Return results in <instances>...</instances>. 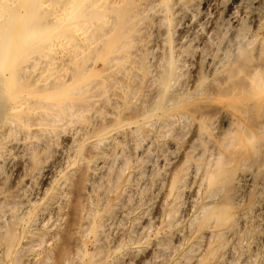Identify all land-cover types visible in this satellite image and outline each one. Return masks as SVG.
I'll return each mask as SVG.
<instances>
[{"label": "bare ground", "instance_id": "bare-ground-1", "mask_svg": "<svg viewBox=\"0 0 264 264\" xmlns=\"http://www.w3.org/2000/svg\"><path fill=\"white\" fill-rule=\"evenodd\" d=\"M184 1L187 0H0V254L3 257V264H31L33 261H41L44 262V264H48V260L49 258H51L49 257L48 252L52 251V243L53 241L55 242V239L57 237H59L58 233H55L56 231L54 232V234L51 232V230L47 226L48 222L53 218H56L57 221L61 218L63 219V217L65 216L64 210L69 207L70 200L73 198L74 201L71 204L73 205V207H69V209L74 208L75 217H73V215L70 216L75 218V221L72 220L70 222H75V241L73 240L74 242H71L74 243V245L73 248H71L69 251L66 248L65 251L67 252H65L63 255V250L62 252H60L62 260L65 264L70 261V263L72 264H105V262L107 261V253L106 247L103 246L104 242L102 243L103 235L105 234L107 229L109 230L113 220H116L117 222V219L125 214L124 210L126 207H124V210L120 208L117 210V207L121 206H118V202H120L119 200L122 197V192L129 189L132 190L133 188L127 189L128 187H126L123 191L122 186L118 188L117 185L120 176L119 173L116 174L115 172V176H113V178H115L111 183V190L109 191V194H105L104 191L102 192L103 194L99 193L100 195L98 197H95V194H97V191L95 190L96 183L99 182L103 178V176H105V174L109 171L110 165L112 166L115 164L114 161H111L113 159H116L115 156L117 154V150H120V148H122L121 157H124L123 155L127 154H123L125 152L124 147L126 145L128 146V142L130 141L131 143V140L135 137H138L137 141H139L141 138L140 136H144L143 129L145 127L151 124L152 127L153 124H159L160 122L161 124H159V127L165 126L167 128V125L169 123V125H171L176 121L175 116L181 117L182 120H184L183 118L189 120L191 115H194L197 111H199V109L194 107H184V103H187V100L182 101V99L184 98L176 94L178 93L177 90L176 92L174 91V86L175 84H177L176 82L178 80L179 75H181L179 74V69L183 68L184 66H182V64V67L180 66V63H182L180 62L181 59L179 60L180 54L177 53L176 46L174 47L171 44V41L173 39H170V32L168 33V47L163 48L166 46L165 44L161 47L162 50H166L164 52L163 59L161 60V62L158 61V65H160L159 70L157 72H153L154 70H151L152 72L146 70L149 67L145 68L146 65L143 61L145 54L148 52L150 53V50L152 52V49L155 47L148 46L146 45V42L143 41L142 35L143 30H145V26L148 23H151V20L158 21V24H172V22L175 20V18L173 19L174 14L176 12L174 11L175 6L179 3L181 4V2ZM184 4L186 5V3ZM154 12L156 13V15L154 14ZM233 16L228 15L229 19ZM153 25H151V27H149L150 25L148 26L149 28H151V31ZM156 26L157 25L155 24V27ZM254 28L256 29H254L256 32L255 35H253L252 33V38L249 41L245 42V44L242 43L243 46L241 45L239 48H237L238 50L236 49V52L234 51L231 54V57H233V59H231V57H228L232 60V63H230L231 68L224 72L222 80L220 79L221 81H217L218 83H216V79L214 80L215 82L212 80V83L214 82V84H216L215 88L217 90V93L212 94V91H207V89L210 88H206L203 86L201 91H197L195 94H193L195 95L194 97H196V94L198 92L200 96H203L205 95V93L210 92V94L206 95L207 100L217 99L219 102H223V105L237 111V113H239L243 118H245V120L250 119L254 110H258L259 114L260 112L264 113V62H258V64L253 66L252 70L249 65L248 67L251 71L248 75L245 76V80L241 77V74L243 73V70L245 68L244 65V68H242L240 67L241 64L240 66L235 64L236 67H238L237 69H235V66L233 68L235 61L241 56L253 54L256 59H264V45H260L257 48L254 47V44L257 43L260 38H262L264 42V27L257 25ZM156 29H158V27ZM162 32L163 30L161 31V33ZM163 35V37L166 36V34L164 33ZM235 36H239V34L236 33ZM227 52L228 51H225V53ZM161 54L160 57H162ZM223 56L225 55L223 54ZM183 57L184 56H182V58ZM225 57H227V55ZM224 60L221 59L222 63L219 61L221 66ZM148 64L149 62H147V65ZM157 69L158 67L156 68V70ZM213 69L216 70V67H213ZM144 77L147 78L145 79L143 89L140 91L142 93V100L139 99V101L141 102V108L139 107V105L136 104L137 107H135L138 109V111H136L135 114L132 113V115H130V112L128 111V115H126L127 111L125 109H127L126 107H129L134 102L138 94H136V91L138 90V88H140V83L141 81H144ZM153 87H155V90ZM151 88H153L152 92L155 91L156 94L154 98H152L151 102V98L149 99L150 103H148V105H143L145 102L144 98H147L146 94L151 93ZM147 95L149 97L150 94ZM199 95L198 97H200ZM214 95H216V99H214ZM131 112L134 111L131 110ZM197 114L198 115L196 116V122L192 124H195L196 126V129L194 126V130H196L194 132H196L195 134H197V136L200 138L201 144L196 148L193 145L194 149L191 148L192 150H190L189 147L190 152L185 158L186 161L185 163H183L184 165H182L181 167L173 161L175 158H173L172 163H169V168L167 167V164H164L165 162L163 163L164 165L162 166H166L168 170L166 169L167 171L164 172L165 175H162L163 178L160 174L162 179H158L161 180L157 179L158 181H161L157 184H160V196H158L159 199H157L158 202H156L158 211L157 214L162 217H166V219H169V221L167 222V225L169 227H172V229L176 227L180 221L179 214L182 213L180 211L181 209H184L186 207L184 206V208H182L181 196L182 194H184L183 192H185L189 184L194 183V181L196 180V182H198V187H194L190 191L194 190L195 188H197V191H192L191 193L197 192L198 195L199 189L201 190V194L203 193L202 197H204L205 199H212L221 196L223 200L222 202L216 204H208L201 206L199 211H201V215L204 214L205 217L202 223L200 224L199 228L204 229L209 226H215L222 230L223 228L227 227L230 223L235 221L234 208L236 207V205L238 206L241 204L240 200L242 195L245 193V191L249 189L251 183L256 180L255 178L254 180L253 177H251L254 180L252 181L249 172L245 173L243 172V169L249 167L250 165L254 166V164H252V161L255 162V157H252L250 151L256 148H253L255 146L254 140H257L258 137L257 139L253 138V133L247 130L246 127L244 129L243 125L240 124V122H237L239 125L238 127H240L241 125L242 129L238 128L240 129L238 130L239 132L232 130L233 133H236L235 136H233V133L225 132L226 134H224L226 135V138L228 140L224 138L227 141L224 140L226 142H222L221 136H216L215 138L214 136H212V132H215L213 131V126L215 125L214 123L217 122L218 118L216 121H214V119H212V115L210 118V114L207 115L203 112ZM228 115L229 114L227 113L226 116ZM216 117H220V115ZM171 118L172 123L170 122ZM228 118H230V116ZM173 119L175 120L174 122ZM260 119H258V122L260 121ZM228 121L230 122V119ZM230 123H227L228 126L232 125V123ZM261 124L262 123L260 122L258 124H255L256 128L259 130L258 133H260L261 128H264L262 127L264 121L262 126L260 127ZM156 125H154L153 127H155ZM223 126L224 125H221V127ZM249 126L250 128H252L251 124ZM171 127L172 125L170 126V128ZM160 128L156 127V130ZM186 128L187 127H185L184 129ZM231 128L229 127L227 129L230 130ZM184 129H182L183 132ZM232 129H234V126ZM168 131L169 127L167 128V132ZM186 131L188 130L186 129ZM160 132L162 133V131ZM164 132H166V130ZM155 134L158 135V133ZM222 134L223 131L220 135ZM148 135L150 137L151 134L148 133ZM214 135L216 134L214 133ZM257 136L261 138L260 134H257ZM152 140L155 139L152 138ZM259 141H256L258 142L256 144H259ZM146 142L149 141L145 140V143ZM137 143L139 144V142ZM151 143L153 142L151 141ZM155 143L156 142H154V146ZM139 145L138 147L140 148L141 146ZM195 145L197 144L195 143ZM131 147L132 146H129L128 148L131 150ZM132 148L134 149V147ZM153 148H151L152 151ZM147 151L145 154H147ZM258 152L259 151H257L256 154ZM143 154L141 155V157L144 156ZM165 154L166 153H164V155ZM131 157L132 156H130V158ZM122 159L124 163H127L128 160H126V157ZM144 159L142 158V160ZM183 159L181 160V163ZM117 160H119L120 162V158H117ZM133 160L135 161V158ZM147 162L151 163V160L148 161L147 158V161L145 163ZM181 163L179 164L181 165ZM120 164L122 165V163ZM120 164H118L119 167L121 166ZM118 165L116 166L117 168ZM137 165H139L140 167V163L138 164L137 162ZM150 166L152 167V165ZM150 166L148 165V167ZM112 168L113 167H111V170ZM122 168H127V166H124ZM132 169L133 167H131L130 170ZM13 170H17L19 173H22V175H24L25 180L26 178H28V180L24 181L26 183L32 184L35 180L43 178L44 182H49V187L44 190L45 192L42 191L40 188V190L44 193L41 198L30 199L32 195L37 194L36 192L32 194L29 198H27L28 196L26 197V195L24 194L26 190L23 191V193L21 191L22 189L14 193L5 186V181L7 179L5 173L6 171ZM253 170L255 169L253 168ZM259 170H257L256 166V173ZM142 171H140L141 174H143ZM55 172L58 173V178L53 179L51 178V175ZM124 173L125 172H123V174ZM140 173L138 172L137 178L141 175ZM144 173H147V171ZM151 173L153 174L155 173V171H152ZM254 173L255 171L252 174ZM153 175L152 177H154ZM130 176L132 177L133 173H131L128 178H130ZM109 178H112V175H110ZM133 179L130 178L132 182ZM143 180L145 184L146 179ZM107 181L109 182L110 179H108ZM127 182L129 183V181ZM26 183H24V185ZM255 183L257 184V182ZM102 184L105 183H103L102 181ZM141 184L143 185V183H140V185ZM24 185L22 184V186ZM150 185L151 184H149L148 187H150ZM44 186H46V184ZM102 189L100 190V192L102 191ZM149 189L150 188H148V190ZM17 190L18 187L16 188V191ZM131 196L133 195H130V197ZM155 198L157 197L155 196ZM121 199H123V197ZM191 200L192 199H190L189 203L193 201ZM218 200H220V198ZM244 201L247 202L246 198L244 199ZM257 201L259 202V200H256V202ZM239 202L240 204H238ZM122 205L125 206L126 204ZM10 206L13 208L19 207L20 212L17 211V214L10 213L12 215L9 216L7 220L1 221V219L3 218L1 217V215L8 208L10 209ZM134 208H136V206ZM134 208L132 210H134ZM255 208L258 209V207ZM69 211L65 213L68 214ZM148 211L149 210H147L145 213H147ZM258 211L259 210H257V212L255 211V214L258 215ZM133 212L134 211H132V214L135 213ZM183 212L185 213L186 211ZM247 212L248 211H246V213ZM255 214H253L254 218ZM196 216L197 215L194 216L195 219H197ZM197 217L198 219H201L200 216ZM238 217H236V219ZM240 217L242 218L243 216L241 215ZM240 217L238 219H240ZM121 219L122 218H120V220ZM198 219L196 221H198ZM249 219L247 218V220ZM151 222V227H153V224L155 223L153 221ZM240 222H243V219L240 220L239 223ZM157 223H159V221H157ZM189 224H192V222ZM196 224L197 223H195V225ZM247 224L250 225V221ZM51 225H53V223ZM116 225L114 226L116 227ZM157 225L155 227H157ZM164 225L166 226V222L163 224V226ZM178 225H180V223ZM240 225L241 223L236 226L240 227ZM117 226H119V224ZM115 227L113 229H115ZM151 227L150 230L152 229ZM155 227H153V230ZM233 228L235 229L236 227ZM120 229L121 231H123L122 228ZM139 229L137 232H139ZM172 229H170L171 232ZM190 229L189 231L192 232ZM234 229L232 230L235 232V230L237 229ZM117 230L120 232L119 229ZM220 230L213 229L210 232L208 231L203 233V236L201 238L205 239V244L202 245L205 248V252L210 249L216 239L222 236V231ZM189 231L187 230L188 235ZM167 232L163 227H157L154 230V237L152 238V240L150 238L152 244L154 246H157L160 245L162 242L166 244L168 240L170 241L171 234H169V232L167 234ZM224 232L225 231H223V233ZM228 232L230 231H227L226 233L232 235V231L231 233ZM120 234L116 235L120 236ZM172 234L180 238L178 233L173 232ZM116 235L115 237L118 238L115 239V237H113L115 239V246L113 248H121L122 245L119 242V236ZM234 235L235 234L233 233V236ZM175 236L173 238H176ZM185 236L186 235H184V237ZM113 238L111 239L113 240ZM25 239L29 242V246L27 248L29 252L27 251L28 254H24L23 256L21 255L22 251H24L22 250L24 247L22 241ZM231 239L233 240V237H231ZM235 239L234 241H236ZM174 240L176 241L177 239H173L171 241L173 242ZM227 240L225 238V242ZM45 241V245L47 246H45V248L39 251L37 247L41 245L42 248L43 243H45ZM127 241L129 242V238ZM170 243L171 242L167 244ZM124 244L125 243H123V245ZM165 244H161L160 246ZM226 244H224V246ZM234 244L235 243L233 242V245ZM153 245L151 247H154ZM175 245L174 247H176ZM179 245L180 244H178V247ZM233 245H231L232 248ZM171 246L170 249L173 250V247L171 248ZM219 246L220 245H218V248H215V250H219ZM91 247L92 250H90ZM123 247H125V245ZM61 248L62 247H60V249ZM198 248L203 251L202 247ZM56 249L60 250L59 248ZM193 249L195 250V248ZM159 250L156 251L159 253ZM169 250L164 251L169 252ZM200 250L198 249L199 252ZM218 250H216V253ZM164 251L161 250L160 252L164 254ZM188 251L189 250H187V252ZM193 251H191V253ZM195 251L197 252V250ZM204 251L202 253H204ZM224 251H227V249ZM211 252L209 253L210 256L208 255V257L212 256ZM105 253L106 255L104 257ZM128 253L126 252L127 255ZM133 253L135 252L133 251ZM170 253H172V251ZM184 255L185 253H183V256ZM198 255L197 257L199 259V257H201V254L198 253ZM58 258L57 260L60 261V259ZM191 258L195 257L193 256ZM185 259H187V257ZM218 259L220 260V257L217 258L216 262L218 261ZM2 262L0 264H2ZM55 263L57 264L56 261Z\"/></svg>", "mask_w": 264, "mask_h": 264}, {"label": "rangeland", "instance_id": "rangeland-1", "mask_svg": "<svg viewBox=\"0 0 264 264\" xmlns=\"http://www.w3.org/2000/svg\"><path fill=\"white\" fill-rule=\"evenodd\" d=\"M259 2V3H258ZM184 3H186V5L184 4ZM181 5V6H180ZM264 0H187V1H184V2H181V4L179 3V4H177L176 6H175V9H174V11H176L175 12V14H174V17H173V19L175 18V20L172 22V24L170 23V25L169 24H164V23H159L158 24V21H154V20H151V23H148L146 26H145V30H143V35H142V38H143V41L144 42H146V45H148V46H155L153 49H152V52H151V50H150V53L148 52V53H146L145 54V56H144V59H143V61H144V63H145V68H147V67H149L148 69H146V70H149V71H151V70H154L153 72H157L158 70H159V67H160V65H158L159 64V62L158 61H160L161 62V60L163 59V55H164V52H165V50L163 49L162 50V45L164 46V44L166 45L165 47H163V48H167L168 47V45H169V38H168V33L170 32V35H171V37H170V39L172 40H170L171 41V44L175 47L176 46V51H177V53L178 54H180V56H179V60L181 59V61L180 62H182V63H180V66H181V64H182V66H184L183 68H181V69H179V74H181V75H179V77H178V80H177V84H175V86H174V91L176 92V90H177V92L178 93H176L178 96H180V97H183L184 99H182V101H186L187 103H184V107H189V108H197V109H199V111H197L194 115H191V117L189 118V120H190V122H189V120L188 119H185V118H183L184 120H182V118L181 117H179V116H175L176 118H175V120L177 121H175L174 119H173V124H171L172 125V129L170 128V126L171 125H167V128L169 127V135H168V132H167V128L165 127V126H160L159 127V124H161L160 122H159V124L158 123H156V124H153V126L154 125H156L155 127H151V125H148L147 127H145L144 129H143V137L142 136H140L139 138H140V140L139 141H137L138 140V137H135L134 139H132L131 140V143H130V141L128 142V146L126 145L125 147H124V153L123 154H126V155H123L124 157H126L127 159L126 160H128L127 161V163H124V161H123V159L122 158H124V157H121L122 156V148H120V152L117 150V154L119 155H117L116 154V156H115V158L116 159H113L111 162H113L114 161V163H111V164H114V165H110V169H109V171L105 174V176H103V178L99 181V182H97L96 183V185H95V187H96V193L97 194H95V197H98L100 194H103L102 192H104L105 194H109V191L111 190V183H112V181H113V179L115 178H113V176H115V172H116V174H118L119 173V176H120V178H119V176H118V178H119V182H118V185H117V187L118 188H120L121 186H122V191L124 190V188H126V187H128L127 189H129V188H133L132 190L131 189H129V190H125L124 192H122V197H123V199H121L120 198V202H121V204H120V202H118L119 204H118V206H120V207H117V210L120 208V209H122V210H124V207H126L125 208V210H124V215L122 216V217H120V218H122L123 219V217H124V219L121 221L120 220V218H118L117 220V222H116V220H113L112 221V223H111V226H110V228H109V230L107 229V235H106V232H105V234L103 235V239H102V243H103V246H105L106 247V253H107V255H106V253L104 254V257H105V255H106V258H107V261L105 262V264H111L112 262V264H124L125 262V264H160V263H163V264H184L185 262L187 263V264H264V212H262V211H264V139H262V138H264V130H262V129H264V128H261L260 130V133H258L259 132V130L256 128V126H255V124H258L259 122L260 123H262L263 124V121H264V113L263 112H260V114H259V112H258V110H254L253 111V113H252V115H251V117H250V119L249 120H245V118H243L239 113H237V111H235V110H233L232 108H228V107H226L225 105H223V102L221 103V101L219 102L217 99H216V95H214L213 97H214V99H216V100H207L206 99V95H208V94H210V92L212 93V94H216L217 93V90H216V88H215V85L216 84H214V82L216 81V83H218L219 81H221L222 80V77L224 76V72L225 71H227L228 69H230L231 68V65H230V63H232L231 61V59H233V57H231L232 55V53L235 51L236 52V49L237 48H239L241 45L243 46V44H245V42H247V41H249L251 38H252V36L253 35H255V28L254 27H256L257 25H259V26H262V27H264ZM182 6H184V7H182ZM184 8V9H182V8ZM224 7V8H223ZM260 7V8H259ZM263 8V9H262ZM177 9V10H176ZM181 10H183V11H181ZM179 11V12H178ZM158 12V11H157ZM154 14L156 15V13L154 12ZM251 14V15H250ZM227 15V16H226ZM228 15H231V16H233V15H235V16H233V17H231L230 19H229V17H228ZM253 15V16H252ZM259 16V17H258ZM172 19V20H173ZM254 19V20H253ZM177 20V21H176ZM230 20V21H229ZM232 20V21H231ZM261 20V21H260ZM227 21H229V22H227ZM156 22V23H155ZM176 22V23H175ZM238 23V24H237ZM255 23V24H254ZM257 23V24H256ZM154 24V25H153ZM155 24L157 25L156 27H155ZM164 24V25H163ZM150 25V26H149ZM151 25H153L152 26V31H151V28H149V27H151ZM174 25H175V27H174ZM252 25V26H251ZM149 26V27H148ZM159 26H160V28H159ZM162 26V27H161ZM239 26V27H238ZM148 27V28H147ZM158 27V29H156ZM167 27V28H166ZM155 28V29H154ZM171 28V29H170ZM255 29V30H254ZM150 30V31H149ZM156 30V31H155ZM159 30V31H158ZM163 30V32L161 33V31ZM166 30V31H165ZM169 30V31H168ZM254 31V32H253ZM147 32V33H146ZM159 32V33H158ZM145 33V34H144ZM163 33L164 34H166V36L165 37H163L164 35H163ZM174 33V34H173ZM236 33L237 34H239V36H235L236 35ZM252 33H253V35H252ZM162 34V35H161ZM260 35H261V32H260ZM144 36V37H143ZM173 36V37H172ZM157 37H158V39H157ZM235 37V38H234ZM238 37H240V38H238ZM242 37V38H241ZM250 37V38H249ZM261 37V36H260ZM159 38H161V39H159ZM145 39V40H144ZM147 40V41H146ZM154 40V41H153ZM161 40V41H160ZM232 40V41H231ZM168 41V42H167ZM238 41V42H237ZM151 42V43H150ZM228 44H227V43ZM241 42V43H240ZM260 42V43H259ZM149 43V44H148ZM236 43V44H235ZM243 43V44H242ZM260 45H264V42H263V39L262 38H260L259 39V41H257V43H255L254 44V47L255 48H257L258 46H260ZM179 46H180V48H179ZM222 47V48H221ZM236 47V48H235ZM221 49V50H220ZM227 49V50H226ZM179 50H181V51H179ZM233 50V51H232ZM238 50V49H237ZM179 51V52H178ZM225 51H228L227 53H225ZM181 52H182V54H181ZM162 53V54H161ZM160 54H161V56L162 57H160ZM223 54L226 56L227 55V57H225V56H223ZM229 54V55H228ZM182 56H184L183 58H182ZM187 56V57H186ZM248 56V57H247ZM250 56V57H249ZM253 56V57H252ZM159 57V58H158ZM222 57V58H221ZM224 57V58H223ZM231 57V59H229V58ZM147 58V59H146ZM226 58V59H225ZM243 58H244V60H243ZM253 58V59H252ZM255 58V56L252 54H249V55H246V56H241V57H239V59H237L236 61H235V63H234V65H233V68H234V66H235V69H237V67H236V65L235 64H237V65H239L240 66V64H241V66L240 67H242V68H244V70H243V73L241 74L242 76V79H244L245 80V76L246 75H248L249 74V72L252 70V68H253V66H255L256 64H258V62L259 63H261V61H263L264 62V59H262L261 58V60L260 59H254ZM221 59L222 60H224L223 61V64H222V66L220 65V62H221ZM148 60V61H147ZM229 60H230V62H229ZM240 60V61H239ZM185 61V62H184ZM220 61V62H219ZM245 63H244V62ZM147 62H149V64L147 65ZM158 62V63H157ZM262 62V63H263ZM222 63V62H221ZM248 63V64H247ZM246 64V65H245ZM229 65V66H228ZM243 65H244V67H243ZM250 65V66H249ZM220 66V67H219ZM251 68V70H250V68ZM252 66V67H251ZM158 67V69L156 70V68ZM213 67L215 68L216 67V70L215 69H213ZM218 67H219V69H218ZM245 69H247V70H245ZM183 70V71H182ZM215 70V71H214ZM181 71V72H180ZM152 72V71H151ZM216 73V74H215ZM222 74V75H221ZM243 74H245V75H243ZM202 77V78H200V77ZM147 78V77H146ZM145 77H144V81H141V83H140V88H138V90L136 91V94H137V96H136V98H135V100H134V102L132 103V105H130L129 107H126L127 109H125L127 112H126V115H128V111L130 112L129 114L130 115H132V113H136V111H138V109L136 108L137 106H136V104L137 105H139V107L141 108V102L139 101V99H141V90L143 89V87H144V82H145V79H146ZM206 78H207V80H206ZM216 79V80H215ZM221 79V80H220ZM141 80V79H140ZM197 80H198V82H197ZM212 80L214 81L213 83H212ZM218 81V82H217ZM212 84H211V83ZM203 83V84H202ZM207 84V85H206ZM206 87V88H210V89H207V91L209 90L210 92H207V93H205V95H203V96H200L198 93L196 94V97H194L195 95H193V94H195L197 91H201V89H202V87ZM208 86H210V87H208ZM214 86V87H213ZM212 87H213V89H212ZM154 88V90H155V87H153ZM153 88H151V90H150V92L152 93H147V94H150L149 95V97H148V95L146 94V97L147 98H144V101L146 102V104H145V102H144V104L143 105H148V103H150L151 102V100H152V98H154V96H155V94H156V92L155 91H153L152 92V89ZM176 88H179V89H176ZM200 89V90H199ZM216 90V91H215ZM180 91V92H179ZM214 91V92H213ZM155 92V93H154ZM180 93V94H179ZM211 94V95H212ZM198 95L200 96V97H198ZM153 96V97H152ZM190 96H191V98H190ZM193 96V97H192ZM151 98V99H150ZM147 99V100H146ZM149 99H150V102H149ZM189 99H191V100H189ZM142 100V99H141ZM139 101V102H138ZM217 101V102H216ZM143 105H142V107H143ZM199 105H201V106H199ZM213 105V106H212ZM136 106V107H135ZM200 107V108H199ZM207 107V108H206ZM209 107H211V108H209ZM133 108V109H132ZM134 108H135V110H134ZM205 108V109H204ZM129 109V110H128ZM132 111H134V112H131V110ZM137 109V110H136ZM202 110V111H201ZM208 110V111H207ZM214 110V111H213ZM222 110H224V111H222ZM206 111V112H205ZM213 111V112H212ZM222 111V112H221ZM206 113L207 115H209L211 112V114H210V118H211V115H212V119H214V121H216L217 120V118H218V120H217V122L216 123H214L215 125L213 126V131H215V132H212V136H214V138L216 137V136H221V139H222V142H226L228 139L226 138V133L228 132V133H233V131H238V130H240V129H242V126L240 125V127H238L239 125H238V123L240 122V124H242L243 125V128L245 129V127L247 128V130H249L250 132H252L253 133V138H255V139H257V137H258V139L257 140H254V143H255V146L253 147V148H255V149H252L251 151H250V153L252 154V157H255L256 159H257V156H258V159H259V161H258V159L256 160L255 158H254V161L255 162H253L252 161V164H254V166L253 165H250L249 167H246L245 169H243L244 171L243 172H249V174H250V178L251 177H253V179L255 180H253L252 178H251V180L252 181H254L253 183H251V185H250V187H249V189L247 190L248 192H249V194H248V192L247 191H245V193L242 195V197L245 199L246 198V200H247V202H245L244 201V199L241 197V200H240V202H241V204H240V202L238 203V204H240V205H238V206H240V207H238L237 205H236V207L234 208V216H235V221H233L232 223H230L227 227H225V228H223L222 230H220L218 227H215V226H209V227H206V228H204V229H200L199 227H200V224L202 223V221L204 220V217H205V215L203 214V215H201V211H199L200 210V208H201V206L202 205H208V204H216V203H219V202H222L223 200H222V198H221V196H218V197H215V198H208V199H205L204 197H202L203 196V193L201 194V190H199L198 189V195H197V192L196 193H191L192 191L194 192V191H197L196 189L197 188H195L194 190H192V191H190L191 189H193L194 187H198L197 186V183L198 182H196V180L194 181V183H190L189 184V186H188V188L185 190V192H183L184 194H182V199H181V202H182V208H184V206H186L184 209H181V211L180 212H182V213H180L181 215H182V217H181V215L179 214V220L181 221H179V223H180V225H178L177 224V226L176 227H174L173 229H172V227H169L167 224V222L169 221V219L167 218L166 219V217H162V216H160L159 214H157V203L156 202H158L157 201V199H159L158 198V196H160V184L159 185H157L158 183H160L161 181H158V180H161L162 178H163V176L162 175H165V173L164 172H166L168 169H167V167L169 168V163H172L173 161L174 162H176L177 163V165H179L180 167L182 166V165H184L183 163H185V161H186V156L188 155V153L190 152L189 151V147H190V150H192L191 148H193L194 149V147L196 148L197 146H200V144H201V140H200V138L197 136V134H195L196 132H194V131H196V130H194V126H195V124L193 125L192 123H195L196 122V116L198 115L197 113ZM219 112H221V113H219ZM226 112V113H225ZM215 115H214V114ZM223 113H224V115H223ZM227 113L229 114L228 116H226L227 115ZM226 114V115H225ZM261 114H262V116H261ZM177 115V114H176ZM220 115V117H216V116H219ZM221 116H222V121H221ZM230 116V118H228ZM256 116V117H255ZM259 116H261V117H259ZM257 118V119H255V118ZM263 117V118H262ZM173 118V117H172ZM172 118L170 119V122L172 123ZM180 118V119H179ZM223 118H224V120H223ZM226 118H228V119H226ZM254 118V119H253ZM261 118V119H260ZM219 119H220V121H219ZM230 119V122L232 123V125L234 126V129H232L233 128V126L231 125V126H228V124L227 123H230L228 120ZM238 121H237V120ZM258 119H260V121L258 122ZM263 119V120H262ZM179 120H181V121H179ZM255 120H257V121H255ZM255 122V123H253V122ZM183 123V124H181V123ZM220 122H222V123H220ZM227 122V123H226ZM238 122V123H237ZM249 122V123H248ZM224 123H226V124H224ZM230 123V124H231ZM180 124V125H179ZM186 124H187V126H186ZM218 124V125H217ZM247 124H251L252 125V128H250V126L249 125H247ZM262 124L260 125V127L262 126ZM190 125V126H189ZM221 125H224L223 127H221ZM179 126V127H178ZM217 128H216V127ZM226 126H227V128H231L230 130L229 129H227L226 128ZM156 127L157 128H160V129H157L156 130ZM178 127V128H177ZM185 127H187L186 129L188 130V131H186V129H184ZM262 127H264V124H263V126ZM189 128V129H188ZM191 128V129H190ZM238 128H240V129H238ZM254 128V129H253ZM170 129H171V131H170ZM174 129V130H173ZM180 129V130H179ZM182 129H184V132L182 131ZM195 129H196V126H195ZM255 129H256V132H255ZM166 130V132H164ZM226 130V131H225ZM233 130V131H232ZM258 130V131H257ZM160 131H162V133L160 132ZM179 131V132H178ZM222 131H223V134L222 135H220L221 133H222ZM230 131V132H229ZM173 132V133H172ZM176 132H177V134H176ZM218 132V133H217ZM226 132V133H225ZM239 132V131H238ZM148 133L149 134H151L150 135V137H149V135H148ZM155 133H158V135L157 134H155ZM161 135H160V134ZM165 133V134H164ZM187 133V134H186ZM214 133L216 134V135H214ZM225 133V134H224ZM251 133V134H252ZM262 133V134H261ZM162 134H163V136H162ZM235 132L233 133V136H235ZM257 134L259 135H261L260 137L261 138H259V136H257ZM159 136H160V138H159ZM195 136H196V138H195ZM197 137H198V139H197ZM228 137V136H227ZM143 138V139H142ZM147 138V139H146ZM151 138V139H150ZM152 138L153 139H155V140H152ZM183 138V139H182ZM224 138H226V139H224ZM141 139H142V141H141ZM145 140H147V141H149V142H146L145 143ZM194 140V141H193ZM224 140H226V141H224ZM261 142H260V141ZM151 141L153 142V143H151ZM256 141H259V144H256V143H258V142H256ZM137 142H139V144H141V145H139ZM154 142H156L155 143V146H154ZM166 142H168V143H166ZM172 142V143H171ZM188 142V143H187ZM194 142V143H193ZM199 142V143H198ZM130 143V144H129ZM134 143V144H133ZM161 143V144H160ZM195 143L197 144V145H195ZM148 144V145H147ZM173 144V145H172ZM260 144H262V145H260ZM134 145V146H133ZM138 145L139 146H141L140 148L138 147ZM153 145V146H152ZM161 145V146H160ZM177 145V146H176ZM193 145H194V147H193ZM129 146H132V147H134V149L131 147V150L128 148ZM261 148H260V147ZM138 147V148H137ZM143 147H144V149H143ZM149 147V148H148ZM154 147V148H153ZM181 147V148H180ZM257 147H258V149H260V150H258L257 149ZM138 150H137V149ZM148 148V149H147ZM151 148H153V151H152V149ZM187 148H188V150H187ZM140 149V150H139ZM148 151H147V150ZM170 149V150H169ZM131 151V152H127V151ZM133 150V151H132ZM137 150V151H136ZM144 150V151H143ZM162 150H163V152H162ZM166 150V151H165ZM253 150H255V151H253ZM146 151H147V154H145L146 153ZM177 151V152H176ZM257 151H259L257 154H256V152ZM133 152H135V153H133ZM136 152H138V153H136ZM152 152V153H151ZM182 152V153H181ZM255 152V153H254ZM144 153V154H143ZM164 153H166L165 155H164ZM173 153V154H172ZM253 153H254V155H253ZM131 154V155H130ZM133 154V155H132ZM144 155V156H142L141 157V155ZM259 154V155H258ZM128 155H130V156H132L131 158H130V156H128ZM137 157V159H136V157ZM153 156V157H152ZM167 156V157H166ZM178 156V157H177ZM184 157V159H183V157ZM141 157V158H140ZM151 157V158H150ZM172 157V158H171ZM117 158L119 159L120 158V162H119V160H117ZM128 158H130V159H128ZM135 158V161L133 160V159ZM140 158V159H139ZM142 158L144 159V158H146V159H144V160H142ZM147 158H148V161H150L151 160V163L150 162H147V163H145L146 161H147ZM162 158V159H161ZM171 158V159H170ZM173 158H175L174 160H173ZM183 159V161H182V163H181V160ZM262 158H263V161H262ZM168 159V160H167ZM142 160V161H141ZM146 160V161H145ZM173 160V161H172ZM115 161H117V162H119V163H117V162H115ZM132 163H131V162ZM134 161V162H133ZM143 161H145V162H143ZM153 161V162H152ZM170 161V162H169ZM137 162H138V164L140 163V167H139V165H137ZM165 162V163H164ZM258 162H260V163H258ZM120 163H122V165L120 164ZM123 163H124V166L126 167L127 166V168H122V167H124L123 166ZM150 163V164H149ZM166 165L167 164V167L165 166H162V165H164V164ZM179 163H181V165L179 164ZM118 164H120L121 166L119 167V165H118V168L121 170H119L116 166ZM134 165V166H133ZM135 165H137V166H135ZM148 165L150 166V165H152V167H151V169H152V171H155V173H151L152 171H151V169H150V167H148ZM260 165H261V167H260ZM144 166V167H143ZM146 166V167H145ZM256 166H257V170H259L260 168V170L259 171H257V173H256ZM111 167H113L112 168V170H111ZM131 167H133V169L132 170H130L131 169ZM139 167V168H138ZM250 167H253L255 170H253V168H250ZM260 167V168H259ZM116 168H117V170L119 171H117L116 170ZM122 168V169H121ZM60 169V168H59ZM58 169V170H59ZM126 170V171H124V170ZM145 169H146V171H147V173H144V172H146L145 171ZM150 170V171H148V170ZM159 169V170H158ZM167 169V170H166ZM248 169H250V170H248ZM57 170V171H58ZM143 170V171H142ZM163 170H165V171H163ZM15 170H13V171H6V173H5V175H6V177H7V179H6V181H5V186H6V188H9L10 189V191H12V192H14V193H16V192H18L19 190H21L22 192L23 191H25L26 190V192L24 193L25 195H26V197L27 198H29L32 194H34L35 192L37 193V194H34V195H32V197H30V199H34V198H41L42 197V195L44 194L42 191H44V190H46L48 187H49V182H44V180H43V178H40V179H37V180H35L34 181V183H32V184H30V183H26V182H24V181H26V180H28V178H26V180L24 179V175H22V173H19L17 170L14 172ZM140 171H142L143 172V174H141L140 173ZM161 171H163V172H161ZM255 171V173L254 174H252L253 172ZM123 172H125L124 174H123ZM137 172V173H136ZM138 172L141 174H139L140 176L137 178V176H138ZM11 173V174H10ZM114 173V174H113ZM131 173H133V178L130 176V178L131 179H133V182H132V180H130V178H128L129 177V175L131 174ZM136 173V174H135ZM164 173V174H163ZM146 174V175H145ZM150 174V175H149ZM154 176V177H152V175ZM160 174H161V176H162V178H161V176H160ZM257 174V175H256ZM21 175V176H20ZM110 175H112V178H109L110 177ZM136 175V176H135ZM144 175V176H143ZM263 175V176H262ZM10 176V177H9ZM104 177H105V179H104ZM148 177V178H147ZM152 177V178H151ZM21 178V179H20ZM51 178H53V179H55V178H58V173L57 172H55V173H53L52 175H51ZM158 178H161V179H158ZM260 178V179H259ZM13 179V180H12ZM108 179H110V183L107 181ZM138 179V180H137ZM141 179H142V181H141ZM143 179H146L145 180V184H144V180ZM148 179V180H147ZM158 179V180H157ZM258 179V180H257ZM262 179V180H261ZM40 180V181H39ZM153 180V181H152ZM11 181V182H10ZM18 181H19V183H18ZM102 181H103V183H105V184H102ZM127 181H129V183L127 182ZM147 181V182H146ZM148 181H149V184H151L150 185V187H148L149 186V184H148ZM28 182V181H27ZM131 182V183H130ZM156 182V183H155ZM255 182H257V184L255 183ZM259 182V183H258ZM261 182V183H260ZM8 183H9V185H8ZM18 183V184H17ZM24 183H26L25 185H24ZM46 184V186H44L45 184ZM109 183V184H108ZM140 183H143V185L141 184L140 185ZM22 184L24 185V186H27V187H24V186H22ZM44 184V185H43ZM148 184V185H147ZM252 184H254V185H252ZM260 184V185H259ZM8 185V186H7ZM21 185V186H20ZM102 185V186H101ZM104 185V186H103ZM105 185H106V187H105ZM134 185V186H133ZM257 185V186H256ZM42 186H43V188H42ZM156 186V187H155ZM158 186V187H157ZM260 186V187H259ZM18 187V190L16 191V188ZM19 187H20V189H19ZM23 187V188H22ZM141 187V188H140ZM152 187V188H151ZM256 187V188H255ZM261 187H263V188H261ZM26 188V189H25ZM40 188H41V190H40ZM103 188V189H102ZM139 188V189H138ZM147 188V189H146ZM148 188H150L149 190H148ZM260 188V189H259ZM102 189V191L100 192V190ZM138 189V190H137ZM156 189H158V190H156ZM250 189H252V190H250ZM15 190V191H14ZM36 190H38V191H36ZM136 190V191H135ZM144 190V191H143ZM128 191V192H127ZM134 191V192H133ZM154 191V192H153ZM259 191V192H258ZM45 192V191H44ZM132 192V193H131ZM142 192H143V194H142ZM148 192H149V194H148ZM29 193V194H28ZM40 195H39V194ZM100 193V194H99ZM187 193V194H186ZM189 193V194H188ZM253 195H252V194ZM256 193V194H255ZM145 194H147V195H145ZM261 194V195H260ZM36 195H38V196H36ZM123 195H125V196H123ZM130 195H133V196H131L130 197ZM149 195V196H148ZM184 195V196H183ZM192 195V196H191ZM249 195V196H248ZM36 196V197H35ZM40 196V197H39ZM128 196V197H127ZM155 196L157 197V198H155ZM195 196V197H194ZM198 196H199V198H198ZM262 196H263V198H262ZM125 197V198H124ZM146 197V198H145ZM190 197H192V198H190ZM194 197V198H193ZM250 197H251V199H250ZM127 198H128V200H127ZM198 198V199H197ZM220 198V200H218ZM74 199V198H73ZM73 199H71L70 200V205H69V207H73V205H71L72 203H73ZM125 199V200H124ZM190 199H192L191 201L192 202H190L189 203V201H190ZM204 199H205V201H204ZM211 199V200H210ZM127 200V201H126ZM188 200V201H187ZM202 200V201H201ZM218 200V201H217ZM250 200V201H249ZM256 200H259V202L257 201L256 202ZM125 203H124V202ZM131 201V202H130ZM145 201H146V203H145ZM184 201V202H183ZM257 203H255V202ZM123 202V203H122ZM128 202V203H127ZM134 202V203H133ZM187 202H188V204H187ZM195 202V203H194ZM200 202V203H199ZM244 202V203H243ZM252 202H253V204H252ZM263 203V205H262V203ZM185 203V204H184ZM122 204H126L125 206L124 205H122ZM139 206H138V205ZM147 204V205H146ZM187 204V205H186ZM194 204V205H193ZM199 204V205H198ZM144 205V206H143ZM136 206V208H134ZM151 206V207H150ZM189 206V207H188ZM192 206V207H191ZM198 206V207H197ZM261 206V207H260ZM263 206V207H262ZM69 207H67L66 208V210H64V217H63V219L61 218L60 220H56V218H53V219H51L49 222H48V227H49V229L51 230V232L54 234V232L55 233H58V236L59 237H61V238H59V237H57L56 239H55V242L53 241V243H52V247H51V252H48L49 253V257H51V258H49V260H48V264H56L55 263V261L57 262V264H65L64 262H63V260H62V256H61V254H60V252H62V250H63V252H62V255L65 253V252H67V251H65L66 250V248L68 249V251L71 249V248H73V245H74V243H71L73 240L75 241V234H74V231H76V230H74V228H75V222H70V221H75V218H73V217H75L74 216V208H70L69 209ZM122 207V208H121ZM255 207H258V209L257 208H255ZM134 208V210H132ZM155 208V209H154ZM191 208V209H190ZM193 208V209H192ZM253 208V209H252ZM255 208V209H254ZM262 208V209H261ZM151 209H153V210H151ZM168 209V208H167ZM9 210V211H8ZM14 210V211H13ZM70 210V211H69ZM72 210V211H71ZM136 210V211H135ZM147 210H149L147 213H145ZM189 210V211H188ZM254 210V211H253ZM257 210H259L258 211V215L257 214H255L256 212H257ZM12 211V212H11ZM20 212V208L19 207H17V208H13V207H11L10 206V209L8 208L2 215H4V216H2L1 215V217H3L2 219H1V221H4V220H7V218L9 217V216H11L13 213H18V212ZM67 211H69L68 212V214H66L65 212H67ZM132 211H134L133 213L134 214H132ZM152 211V212H151ZM183 211H186L185 213L183 212ZM188 211V212H187ZM246 211H248L247 213H246ZM256 211V212H255ZM8 212V213H7ZM73 212V213H72ZM126 212H127V214H126ZM244 212V213H243ZM251 212H252V214H251ZM10 213H12V214H10ZM139 213H141V214H139ZM145 213V214H144ZM152 215H151V214ZM155 213V214H154ZM183 213H184V215H183ZM238 213H240V214H238ZM243 213V214H242ZM8 216H7V215ZM238 214V215H237ZM244 214H246V215H244ZM251 214V215H250ZM253 214H255V218H254V215ZM73 215V217H71V216ZM148 215V216H147ZM151 215V216H150ZM195 215H197V216H200V218L201 219H198V217L196 216V218L198 219V221H196L197 219H195ZM243 216L242 218L240 217V216ZM7 216V217H6ZM71 217V220H70V217ZM147 218H146V217ZM203 216V217H202ZM240 217V219H238L239 217ZM248 216H250V217H248ZM136 217V218H135ZM152 217V218H151ZM156 217H157V219H156ZM159 217V218H158ZM162 217V218H161ZM236 217H238L237 219H236ZM260 217V218H259ZM68 218V219H67ZM125 218H127V219H125ZM143 220H142V219ZM181 218H182V220H181ZM247 218L249 219V218H251V219H249V220H247ZM258 218H259V220H258ZM156 219V220H155ZM243 219V222H240L241 223V225H240V227L239 226H236V225H239L240 223H239V221L240 220H242ZM56 220V221H55ZM139 220H141V221H139ZM155 220V221H154ZM236 220H237V222H236ZM60 221V222H59ZM69 221V222H68ZM136 221V222H135ZM146 221V222H145ZM151 221H153L156 225H157V227L158 228H164L165 229V231L167 232V230H168V232H169V234H171L170 235V241L168 240L167 242H166V244L165 243H161V244H165V245H162V246H160V245H157V246H154L153 244H152V238L154 237V230L157 228V227H155L156 225L155 224H153V227H155L154 228V230H153V227H151L152 225V222ZM157 221H159V223H157ZM249 221H250V225H248L247 223H249ZM119 222H121V223H119ZM140 222V223H139ZM166 222V226L164 227L163 226V224ZM192 222V224H189V223H191ZM197 223L196 225H195V223ZM254 222H255V224H254ZM53 223V225H51ZM54 223H56V224H54ZM58 223V224H57ZM116 223H117V225L119 224V226H117L116 225ZM257 223V224H256ZM261 223V224H260ZM60 224H61V227H60ZM62 224H64V225H62ZM123 224V225H122ZM127 224V225H126ZM135 224H137V225H135ZM145 224V225H144ZM147 224V225H146ZM195 226H194V225ZM260 224V225H259ZM51 226V228H50V226ZM68 225V226H67ZM114 225H116V227L114 226ZM140 225V226H139ZM155 225V226H154ZM254 225V226H253ZM66 226V227H65ZM136 226V227H135ZM236 227L235 229H239L238 231L237 230H235L233 227ZM57 227H59V228H57ZM115 227V229H113ZM126 227V228H125ZM131 227V228H130ZM138 227V228H137ZM150 227L152 228L151 230H150ZM184 227H186V228H184ZM193 227V228H192ZM231 227V228H230ZM239 227V228H238ZM256 227V228H255ZM263 227V228H262ZM70 228H71V230H70ZM120 228H122V230L123 231H121V229ZM140 228V229H139ZM147 228V229H146ZM191 228V229H190ZM114 231H113V230ZM117 229H119L120 230V232L117 230ZM136 229V230H135ZM138 229H139V232H137L138 231ZM149 229V230H148ZM170 229H172V232H171V230ZM189 229L192 231V232H190L189 231ZM213 229H215V230H220V231H222V236L220 237V238H218V239H216V241H214L213 242V244H212V246L210 247V249L208 250V251H204V246H202V245H204L205 243V239L204 238H201L202 236H203V233H205V232H210L211 230H213ZM232 229H234L235 230V232L232 230ZM73 230V231H72ZM130 230V231H129ZM135 230V231H134ZM141 230V231H140ZM145 230V231H144ZM181 230V231H180ZM187 230L189 231V235H188V232H187ZM64 231V232H63ZM112 231V232H111ZM146 231H148V232H146ZM153 231V232H152ZM184 231V232H183ZM199 231H201V232H199ZM223 231H225L224 233H223ZM227 231H230V232H228V233H231V231H232V235L231 234H227L226 232ZM241 231V232H240ZM248 233H247V232ZM59 232H61V233H59ZM66 232V233H65ZM118 232V233H117ZM168 232H167V234H168ZM171 232V233H170ZM178 233L179 234V236H180V238L178 237V236H175L174 234H172V233ZM180 232H182V233H184V234H182V233H180ZM195 232H196V234H195ZM121 233V234H120ZM233 233L236 235H234L233 236ZM240 233H241V235H240ZM246 233V234H245ZM61 236H60V235ZM64 234V235H63ZM116 234H120V236L119 235H116ZM136 236H135V235ZM181 234V235H180ZM254 234V235H253ZM261 234V235H260ZM70 235V236H69ZM115 235L116 236H119V242L121 243V245H122V247L121 248H113L114 246H115V242H114V240L115 239H117L116 237H115ZM122 235V236H121ZM133 235V236H132ZM144 235H146V236H144ZM176 237V238H173L174 236ZM184 235H186L185 237H184ZM187 235H188V237H187ZM194 235V236H193ZM199 235H200V237H199ZM230 235V236H229ZM245 235H246V237H245ZM69 236V237H68ZM72 236V237H71ZM181 236H183V237H181ZM193 236V237H192ZM224 236H226V237H224ZM113 237H115V239L113 238ZM132 238V240H131V238ZM192 237V238H191ZM199 237V238H198ZM227 237H228V240H227ZM231 237H233V240L231 239ZM236 239H235V238ZM252 237V238H251ZM111 238H113V240L111 239ZM121 238V239H120ZM128 238H129V242L127 241L128 240ZM136 238V239H135ZM142 238H144V239H142ZM150 238H151V240H150ZM184 240H182V239ZM190 238H191V241H190ZM197 238V239H196ZM225 238H226V240L228 241H226L227 242V244H226V242H225ZM69 239V240H68ZM173 239H177L176 241L174 240L173 242L171 241V240H173ZM178 239H180V240H178ZM201 239H203V240H201ZM220 239H221V241H220ZM234 239L236 240V241H234ZM238 239V240H237ZM246 239V240H245ZM123 240V241H122ZM142 240V241H141ZM182 240V241H181ZM73 241V242H74ZM111 241V242H110ZM113 241V242H112ZM122 241V242H121ZM132 241V242H131ZM138 241V242H137ZM140 241V242H139ZM179 241V242H178ZM181 241V242H180ZM190 241V242H189ZM238 241V242H237ZM110 242V243H109ZM137 242V243H136ZM169 242H171L170 244L172 245H170V244H167V243H169ZM233 242L235 243L234 245H235V247H234V245H233ZM237 242V243H236ZM256 242V243H255ZM22 243H23V245H24V247H23V249L22 250H24V251H22V253H21V255H23L24 256V254H28L27 253V251H28V244H29V242L25 239V240H23L22 241ZM26 243H27V245H26ZM64 243V244H63ZM69 243H70V245H69ZM106 243V244H105ZM113 245H112V244ZM123 243H125L124 245H125V247H123L124 245H123ZM152 244L154 247H151L152 245H150V244ZM200 243H203V244H200ZM232 243V244H231ZM245 243V244H244ZM260 243V244H259ZM46 244V241H45V243H43V246H42V248H41V245H39V247H37V249L40 251V250H42L43 248H45V246H47V245H45ZM55 244V245H54ZM176 244V245H175ZM178 244H180L179 245V247H178ZM194 244H196V245H194ZM197 244H198V246H197ZM223 244V245H222ZM224 244H226L225 246H224ZM230 244V245H229ZM26 245V246H25ZM107 245V246H106ZM168 245H169V247H168ZM174 245L176 246V247H174ZM218 245H220L219 246V250L218 249H216V250H218L217 251V253H216V250H215V248H218L217 246ZM230 247H229V246ZM231 245H233V248H232V246ZM38 246V245H37ZM55 246H56V248H59L60 249V247H62L60 250H58V249H56L55 248ZM69 246V247H68ZM112 246V247H111ZM170 246H171V248L173 247V250H171L170 249ZM241 246V247H240ZM262 246V247H261ZM192 247V248H191ZM198 247H202L203 249V251H204V253H202L203 251H201L200 250V248H198ZM229 249H228V248ZM237 247V248H236ZM245 247H246V249H245ZM165 248V249H164ZM176 248V249H175ZM193 248H195V250H197V252L193 249ZM197 248V249H196ZM232 248V249H231ZM242 248V249H241ZM27 249V250H26ZM56 249V250H55ZM160 249V250H159ZM170 249V250H169ZM198 249L200 250V252L198 251ZM227 249V251H224V250H226ZM58 250V251H57ZM90 250H92V247L90 248ZM109 250V251H108ZM125 250H126V252L128 253V255L126 254V252H125ZM156 250H159V253L156 251ZM161 250H169V252H167V251H164V254L162 253V252H160ZM187 250H189L188 252H187ZM194 250V251H193ZM215 252H214V251ZM231 250V251H230ZM54 251V252H53ZM133 251L135 252V253H133ZM147 251V252H146ZM149 251H150V253H149ZM172 251V253H170ZM191 251H193L192 253H191ZM213 253H212V252ZM23 252H26V253H23ZM29 252V251H28ZM52 252H53V254H52ZM56 252V253H55ZM109 252V253H108ZM145 252V253H144ZM194 252H196V253H194ZM211 252V254H212V256L211 257H208V255L210 256V253ZM240 252V253H239ZM244 252V253H243ZM258 252V253H257ZM51 253V254H50ZM132 253V254H131ZM162 253V254H161ZM170 253V254H169ZM183 253H185V255L183 256ZM198 253L199 254H201V257H199V259H198V257H197V255H198ZM229 253H231V254H229ZM60 256H59V255ZM123 254V255H122ZM148 254V255H147ZM154 254V255H153ZM160 254V255H159ZM166 254V255H165ZM154 257H156V258H154ZM159 255V256H158ZM164 255V256H163ZM173 255V256H172ZM187 255V256H186ZM252 255V256H251ZM58 256H59V258H58ZM132 256V257H131ZM163 256V257H162ZM180 256H183V257H180ZM195 257V258H191V257ZM198 256H200V255H198ZM111 257V258H110ZM136 257H137V259H136ZM150 257V258H149ZM153 259H152V258ZM187 257V259H185ZM218 257H220V260L218 259V261L216 262V260H217V258ZM57 258L58 259H60V261L59 260H57ZM102 258H103V256H102ZM115 258V259H114ZM120 258V259H119ZM132 258H135V259H132ZM222 258V259H221ZM246 258V259H245ZM256 258V259H255ZM2 259H3V257H2V255L0 254V263L2 262ZM110 259V260H109ZM122 259H125V260H122ZM142 259V260H141ZM158 259V260H157ZM167 259V260H166ZM192 259V260H191ZM197 259V260H196ZM228 259V260H227ZM233 259H235V260H233ZM106 260V259H105ZM128 260V261H127ZM163 260H165V261H163ZM213 260V261H212ZM47 261V260H46ZM120 261V262H119ZM122 261V262H121ZM147 261V262H146ZM155 261V262H154ZM163 261V262H162ZM179 261V262H178ZM197 261H199V262H197ZM60 262V263H59ZM63 262V263H62ZM71 262V261H70ZM70 262H68V263H66V264H72V263H70ZM137 262V263H136ZM189 262V263H188ZM191 262V263H190ZM185 263V264H186ZM2 264H3V262H2ZM31 264H44V262H41V261H39V262H32ZM47 264V263H46Z\"/></svg>", "mask_w": 264, "mask_h": 264}]
</instances>
